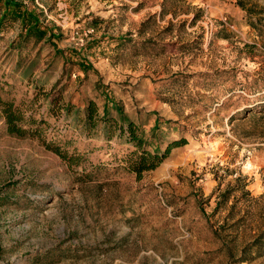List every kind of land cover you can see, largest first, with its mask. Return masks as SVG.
I'll return each instance as SVG.
<instances>
[{
    "label": "rangeland",
    "instance_id": "374dc122",
    "mask_svg": "<svg viewBox=\"0 0 264 264\" xmlns=\"http://www.w3.org/2000/svg\"><path fill=\"white\" fill-rule=\"evenodd\" d=\"M22 1L58 36L0 31V92L46 120L0 117V264H264V0ZM89 99L150 149L187 142L138 178L132 143L77 118Z\"/></svg>",
    "mask_w": 264,
    "mask_h": 264
},
{
    "label": "trees",
    "instance_id": "16d2710c",
    "mask_svg": "<svg viewBox=\"0 0 264 264\" xmlns=\"http://www.w3.org/2000/svg\"><path fill=\"white\" fill-rule=\"evenodd\" d=\"M17 21H20L24 28L25 35L23 37L26 39L34 37L36 41H41L48 35L52 37L58 36L52 34L47 26H42L44 24L41 23L39 16L34 10H30L29 6L22 0H0V31L8 25L12 26L13 23ZM9 22L11 24H8ZM21 42L22 41L19 43ZM48 94L49 93L46 95ZM50 105L51 111L61 110L63 108L66 115H70L74 108L72 102L64 103L60 98H54ZM113 105L119 117L114 116L110 112L108 99L103 106L102 114L99 112L97 102L94 99H89L85 105L84 111L81 112L76 110V115L77 118L81 117L80 120L85 126L94 129L98 125V122H102L105 124L104 128L109 137H113V135L117 133L121 138L124 137L127 142L133 144L135 148L127 155L126 160L128 168L135 172L138 178H141L144 172L158 167L173 148L186 144V138H181L173 140L164 152L157 146L156 148L150 149L147 146L148 140L145 138L144 132L141 130L140 126L131 118H128L117 104L113 103ZM262 107H264V105ZM262 112L264 114V109ZM0 117L8 134L20 137L43 138V126L46 120L38 118L34 112L27 114L14 100L4 98L1 92ZM115 127H117L116 130L119 132H115ZM51 147L63 157H68L66 152L61 150V148L55 145H51ZM238 189V187L235 188L232 186L225 190L222 194L223 199L221 201L227 202L231 194L236 190L238 191ZM242 189L249 193V190L245 189V184L242 185L241 190ZM252 249H256L260 255L264 254V226L257 238L249 245L248 250Z\"/></svg>",
    "mask_w": 264,
    "mask_h": 264
},
{
    "label": "built area",
    "instance_id": "2783aa9c",
    "mask_svg": "<svg viewBox=\"0 0 264 264\" xmlns=\"http://www.w3.org/2000/svg\"><path fill=\"white\" fill-rule=\"evenodd\" d=\"M222 21H223V23H224L225 25H230L229 22H228L227 17L222 18ZM93 30H94V29H90L89 32H92Z\"/></svg>",
    "mask_w": 264,
    "mask_h": 264
}]
</instances>
